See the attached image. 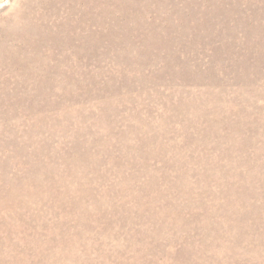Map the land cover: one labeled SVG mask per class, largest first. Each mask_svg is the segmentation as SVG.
Masks as SVG:
<instances>
[{
	"label": "rangeland",
	"instance_id": "1",
	"mask_svg": "<svg viewBox=\"0 0 264 264\" xmlns=\"http://www.w3.org/2000/svg\"><path fill=\"white\" fill-rule=\"evenodd\" d=\"M0 264H264V0H0Z\"/></svg>",
	"mask_w": 264,
	"mask_h": 264
}]
</instances>
